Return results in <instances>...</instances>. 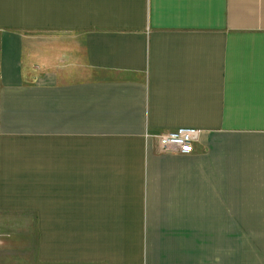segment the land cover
<instances>
[{
    "label": "crops",
    "instance_id": "0c3cea01",
    "mask_svg": "<svg viewBox=\"0 0 264 264\" xmlns=\"http://www.w3.org/2000/svg\"><path fill=\"white\" fill-rule=\"evenodd\" d=\"M0 264H264V0H0Z\"/></svg>",
    "mask_w": 264,
    "mask_h": 264
},
{
    "label": "built area",
    "instance_id": "2783aa9c",
    "mask_svg": "<svg viewBox=\"0 0 264 264\" xmlns=\"http://www.w3.org/2000/svg\"><path fill=\"white\" fill-rule=\"evenodd\" d=\"M200 131L193 128H178L156 136L159 151L165 154L190 155L198 142Z\"/></svg>",
    "mask_w": 264,
    "mask_h": 264
}]
</instances>
